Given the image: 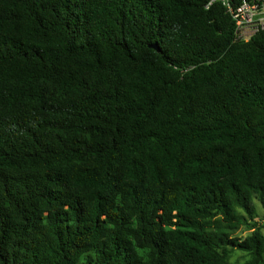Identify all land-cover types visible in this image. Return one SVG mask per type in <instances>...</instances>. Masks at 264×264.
I'll use <instances>...</instances> for the list:
<instances>
[{"label": "trees", "instance_id": "16d2710c", "mask_svg": "<svg viewBox=\"0 0 264 264\" xmlns=\"http://www.w3.org/2000/svg\"><path fill=\"white\" fill-rule=\"evenodd\" d=\"M257 204L264 31L220 0H0V264H264Z\"/></svg>", "mask_w": 264, "mask_h": 264}, {"label": "built area", "instance_id": "2783aa9c", "mask_svg": "<svg viewBox=\"0 0 264 264\" xmlns=\"http://www.w3.org/2000/svg\"><path fill=\"white\" fill-rule=\"evenodd\" d=\"M228 8L236 23L237 39L248 41L260 31H264V0H243L233 7L229 0H220Z\"/></svg>", "mask_w": 264, "mask_h": 264}, {"label": "rangeland", "instance_id": "374dc122", "mask_svg": "<svg viewBox=\"0 0 264 264\" xmlns=\"http://www.w3.org/2000/svg\"><path fill=\"white\" fill-rule=\"evenodd\" d=\"M257 209H258V217L256 218V222L262 226V232L264 233V209L262 208V206L260 204H257ZM248 233H250V231L248 229H241L237 235L239 237H245ZM249 256L247 255V253L236 250L231 254L230 257V262L232 264H242L244 263L246 260H248Z\"/></svg>", "mask_w": 264, "mask_h": 264}]
</instances>
